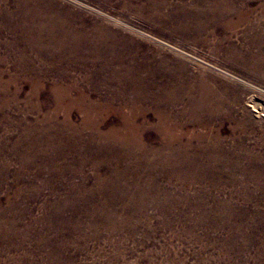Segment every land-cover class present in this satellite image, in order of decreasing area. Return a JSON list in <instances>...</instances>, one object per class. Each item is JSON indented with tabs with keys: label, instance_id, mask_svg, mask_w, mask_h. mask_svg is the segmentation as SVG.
Here are the masks:
<instances>
[{
	"label": "rangeland",
	"instance_id": "374dc122",
	"mask_svg": "<svg viewBox=\"0 0 264 264\" xmlns=\"http://www.w3.org/2000/svg\"><path fill=\"white\" fill-rule=\"evenodd\" d=\"M60 1L81 11L88 23L94 17L104 24L99 26L118 29L120 35L130 36L136 45L135 54L151 70H161L167 76L170 72L176 73L178 82L192 84L200 90L209 89L219 97L239 93L241 105L249 110L253 124L245 126L238 135L245 138V146H254L264 155V147L259 146L264 143L261 139L264 113L260 114L249 103L255 98L264 106V65L251 58L241 59L232 52L238 49L245 55L260 49L259 41L254 48L253 37L245 33L244 26L236 30L225 24H212L206 27L208 30H199L191 24L192 20L187 23L182 17L185 14L181 12L187 14L189 5L179 4L177 0H167L161 9L167 19L158 18L159 22L144 21L119 6L97 0ZM259 2L255 0L253 6ZM3 3L0 0V12L6 6ZM7 3L12 8L14 0ZM11 39L9 29L0 21V76L6 85L0 86V264L60 261L69 264H264V181L246 182L247 175L241 171L235 173L236 183L211 185L203 181L182 189L179 181L168 182L162 177L159 185L174 193L203 195L202 203L208 210L216 203L229 202L236 216L242 217L237 218L244 224L242 230L227 227L220 220L215 224L214 215L202 218L199 212H191L188 207L197 203L194 199L169 202L160 196L140 206L132 200L116 198L112 194L114 189L112 193L108 191V198L99 194L89 199L92 193L106 190L99 188L95 178L110 172L109 161L105 159L109 155L107 146H112L115 139L105 138L107 131L126 134L134 124L139 128L138 137L146 145H157L161 137L154 128L153 123L157 122L154 112L148 109L138 114V104L130 107L114 99L123 87L118 77L121 75L111 76L104 70L92 73L76 67L60 74L51 62L37 59H34V70H24L18 65V59L7 53L5 43ZM255 62L259 66L255 67ZM155 78L163 79L160 73ZM56 84L63 87H55ZM81 95L85 97L81 104L84 106L72 105ZM122 96L134 98L128 92ZM28 124L37 131L26 137L23 132ZM92 124L100 125V131L105 133L94 134ZM49 125L56 134L48 136L39 132ZM229 125L226 123L227 128L223 129L227 144L233 141ZM22 136L24 141L34 138L35 148L23 146L16 150V142ZM84 155L87 160H83ZM103 160L104 164L99 166L97 162ZM227 170L223 168L224 172ZM126 181L122 180L121 184L129 185ZM66 219L74 222L68 227ZM78 223L79 230L74 229ZM60 243H63L61 252Z\"/></svg>",
	"mask_w": 264,
	"mask_h": 264
},
{
	"label": "bare ground",
	"instance_id": "6f19581e",
	"mask_svg": "<svg viewBox=\"0 0 264 264\" xmlns=\"http://www.w3.org/2000/svg\"><path fill=\"white\" fill-rule=\"evenodd\" d=\"M7 1L4 0L5 3L3 4L6 6L0 12V21L4 22L9 29L12 39L6 42L5 45L7 53L16 57L18 65H21L24 70H34V59H37L42 62H51L54 64L52 65L54 70L60 74L76 67L84 69V71L92 70V73H97L96 70H104L111 76L112 74L115 76L121 75L118 77H120V84L123 87L120 89L119 96L115 95L114 99L122 100L125 105L130 107L138 104L141 112L138 114H144L146 110L151 109L157 119V122L153 123L154 128L161 137V142L157 145H146L138 137L139 128L134 124L130 125L132 128L127 130L126 134L107 131L105 138L111 136L115 139L112 146H107L109 155L105 159L109 161L110 172L107 170L108 173L104 176L101 174L95 178L99 188L104 187L106 190L103 193L101 191L92 193L89 199L92 200L99 194H104L108 198V191L111 192L112 189L115 190V193H112L113 191L111 193L116 198H126L134 201L135 205L139 204L140 206L160 196L169 202L175 199L177 201L194 199L197 203L191 207L187 206L191 212H199V217L202 218H209L214 215L215 220L213 222L215 224L219 223L220 220L221 223H226L227 227L242 230L244 224L239 220L242 217L236 216V211L234 212L229 202L225 204L216 203L214 208L208 210L202 203L203 195L196 194L192 196L186 192L174 193L168 187L165 188L159 185V179L162 177H165L168 182L179 181L182 189L194 182L202 183L204 181L211 185L223 184V182L236 183L235 173L237 171L247 175L246 182L250 180L259 183L264 181V155L257 151L254 146H245V138L238 135V132L244 130L245 126L253 124L249 120V110L241 105L242 99L239 93L234 94L232 97H219L218 95H212L208 91L209 89L200 90L192 84L178 82L176 79L178 77L175 76L176 73L170 72L168 73L170 75L167 76L161 70L160 72L151 70L152 68L150 69L146 65V61L144 62L135 54L136 45H133L130 36L120 35L118 29L116 31V29L99 26L102 24L94 17L88 23L87 18L81 11L75 10L72 6L60 0H14L12 8L8 6ZM97 1L106 5L119 6L127 14L132 13L138 18H143L144 21L145 19H152L153 22H159L161 18L163 20L167 19L166 16L161 14V9L167 0ZM177 1L179 4L189 5L187 14L181 12L185 14L182 17L187 23L192 20L191 24L198 27L199 30H206V27L212 24H225V26L236 28V30L244 26L245 33L253 37L251 41L254 48H257L256 41L261 43L258 47L261 52L260 49L257 52L250 51L245 55H241L240 51H237L238 49H233L232 52L241 59L248 58L249 60L251 58L253 62L257 60L258 62H256L259 65H264V0H260L259 5L256 7L253 6L255 0ZM175 12L179 13L178 10ZM174 15L178 16L176 13ZM188 25L190 26V24ZM123 34L125 35V33ZM159 62L161 63V61ZM257 63L254 65L255 67L259 66ZM159 73L163 77L161 81L155 78ZM0 86L6 87V85H3L1 76ZM55 87L63 86L62 84H56ZM127 92L132 93L134 98H123V93ZM80 100L72 101L71 104L78 106L84 104V95H81ZM249 103L251 107L258 108L260 114L264 113V106L260 101L253 98ZM180 105L183 106L179 107ZM67 117L69 116L67 115ZM63 118L65 117L63 116ZM226 123L230 124L229 132L233 140L231 144H227L226 137L223 136V129L227 128ZM28 125L23 132L26 137L37 131L33 126ZM99 126L94 124L92 130L94 134L98 132L102 135L105 132L100 131ZM76 128L79 129L80 127L77 126ZM39 132H43L44 135L48 134V136L56 134V130L51 125L39 129ZM261 139L264 141V133ZM89 140H91L90 137ZM15 146L16 150H20L23 146L34 149L36 145L34 138L24 141L22 136ZM259 146L264 147V143H260ZM83 160H87L86 155H84ZM105 160L97 163L101 166ZM223 168H227V172H224ZM122 180H127L129 185L123 186L121 184ZM181 205L183 206V204ZM91 214H94V212ZM238 217L240 218L237 220ZM66 222L69 227L74 221L66 219ZM66 222L63 223L66 225ZM74 229L79 230V223L74 224ZM62 249L63 243H60L59 251L61 252ZM51 263L69 264L65 261Z\"/></svg>",
	"mask_w": 264,
	"mask_h": 264
}]
</instances>
